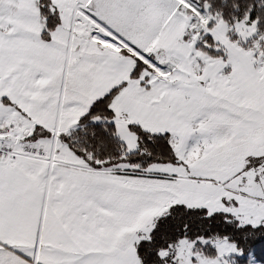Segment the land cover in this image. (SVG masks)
<instances>
[{
	"label": "snow or ice",
	"instance_id": "obj_1",
	"mask_svg": "<svg viewBox=\"0 0 264 264\" xmlns=\"http://www.w3.org/2000/svg\"><path fill=\"white\" fill-rule=\"evenodd\" d=\"M0 264H264V0H0Z\"/></svg>",
	"mask_w": 264,
	"mask_h": 264
}]
</instances>
